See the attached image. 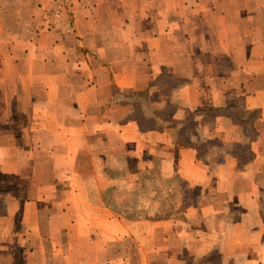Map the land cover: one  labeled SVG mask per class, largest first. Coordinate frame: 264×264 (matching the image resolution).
Here are the masks:
<instances>
[{
	"label": "crops",
	"instance_id": "crops-1",
	"mask_svg": "<svg viewBox=\"0 0 264 264\" xmlns=\"http://www.w3.org/2000/svg\"><path fill=\"white\" fill-rule=\"evenodd\" d=\"M162 84L200 133L241 100L212 119L241 152L199 155ZM161 178L195 201L123 212ZM0 264H264V0H0Z\"/></svg>",
	"mask_w": 264,
	"mask_h": 264
},
{
	"label": "rangeland",
	"instance_id": "rangeland-1",
	"mask_svg": "<svg viewBox=\"0 0 264 264\" xmlns=\"http://www.w3.org/2000/svg\"><path fill=\"white\" fill-rule=\"evenodd\" d=\"M214 25L215 20L213 21ZM181 36V35H179ZM177 36V37H179ZM189 35H185L187 38ZM219 37L217 33L211 32L207 36L203 35L204 39H208V44L210 47V52L212 54H217L216 48V39ZM191 38L193 40L195 38H199L198 35H192ZM225 45H229L228 42L231 41L232 35L225 34L224 37ZM184 38L181 36L180 41H183ZM245 52V50L243 51ZM230 53L228 54V56ZM213 56V55H212ZM227 57V56H226ZM223 61V64L212 66V70L219 69L224 76H226L229 69H232V65L228 64V62L221 58L219 61ZM215 72V71H214ZM161 79L169 80L170 78L166 75V72L162 71ZM217 84V82H215ZM178 85V84H176ZM172 84H162L156 94V97H151V101H154L153 109L155 111L159 109H163V115L166 116L168 119L170 116L176 118L175 123L178 128V133L182 136L184 134H189L191 139V145H195L196 149L202 154V157L205 159L209 156V154L213 152H222V151H231L234 153L235 151L241 152V149H236L234 146L231 147V144L221 143V139L216 137L218 132L215 129L218 128L217 125L214 124V120H212L215 116H224L227 120L225 121L226 126H230L232 122L238 121L240 118L246 119L245 117L240 116L237 118L235 111L240 110L242 108L241 100H236L233 104L228 105V107H222L220 111L218 110H210V107L204 110L207 114L205 119L203 118L201 123H203L206 130L213 129L212 131H203L198 132L197 125L199 122H195V117L191 115H187L184 113L183 110H180L179 100L177 99H170L172 95ZM162 96L159 98V96ZM216 100V99H215ZM217 101V100H216ZM141 111V110H140ZM141 117L145 120V116L143 117L141 113ZM240 122H243L242 120ZM174 125V124H173ZM232 136L235 139H240L238 135H234L231 133V136H227L226 139H232ZM203 139V141H201ZM196 143V144H193ZM231 149V150H230ZM161 182L151 183V181H146L144 184L140 186V181L137 185H134L129 192L123 195L125 198L122 199L123 205L128 206L130 209L124 210L125 214L128 216L130 215H153V216H160V217H167V216H177L178 214L183 212L185 206H187L190 202L195 201L197 195V189H190L185 184L177 181L176 179L172 180H164L161 178ZM174 190L179 191L177 194ZM127 191V190H126ZM118 195V194H117ZM120 200V198H119ZM141 205V206H140ZM139 206L138 209H134ZM141 207V208H140ZM141 209V210H140Z\"/></svg>",
	"mask_w": 264,
	"mask_h": 264
},
{
	"label": "trees",
	"instance_id": "trees-1",
	"mask_svg": "<svg viewBox=\"0 0 264 264\" xmlns=\"http://www.w3.org/2000/svg\"><path fill=\"white\" fill-rule=\"evenodd\" d=\"M252 118H254V113H251Z\"/></svg>",
	"mask_w": 264,
	"mask_h": 264
}]
</instances>
